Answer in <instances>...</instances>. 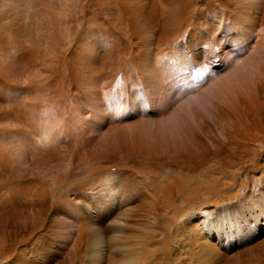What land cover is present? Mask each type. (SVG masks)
<instances>
[{
  "label": "bare ground",
  "instance_id": "1",
  "mask_svg": "<svg viewBox=\"0 0 264 264\" xmlns=\"http://www.w3.org/2000/svg\"><path fill=\"white\" fill-rule=\"evenodd\" d=\"M0 264H264V0H0Z\"/></svg>",
  "mask_w": 264,
  "mask_h": 264
}]
</instances>
